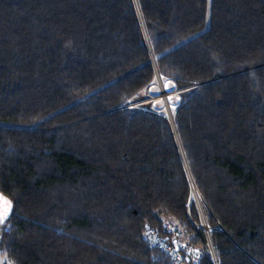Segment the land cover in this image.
Instances as JSON below:
<instances>
[{
	"label": "trees",
	"instance_id": "1",
	"mask_svg": "<svg viewBox=\"0 0 264 264\" xmlns=\"http://www.w3.org/2000/svg\"><path fill=\"white\" fill-rule=\"evenodd\" d=\"M0 195L7 263L264 264V0H0Z\"/></svg>",
	"mask_w": 264,
	"mask_h": 264
},
{
	"label": "rangeland",
	"instance_id": "2",
	"mask_svg": "<svg viewBox=\"0 0 264 264\" xmlns=\"http://www.w3.org/2000/svg\"><path fill=\"white\" fill-rule=\"evenodd\" d=\"M166 84H167L166 81H163L161 77H159V79L156 77L153 84L149 87L148 94L146 93V97H145V99H143L142 102H148L149 101V102H152L155 104V102H157L159 100L160 103L162 104V106L165 107L166 112H167V106H169V108L171 110V103L169 101V97L171 95L175 94L176 91L174 89L168 90ZM162 92H165L166 94L162 95ZM171 112H172V110H171ZM5 201H6V199L4 197L3 198L0 197V204H2V207L0 209V225L2 224V222L4 220L2 215H5V212H8V210H9V206H8L9 202H8V204H6ZM202 226H203L204 230L206 232H208V228H207L206 224L203 223ZM208 247L210 248V246H208ZM211 249H213V248H211ZM215 262H216V260H215ZM6 263H7V259H6L5 255L0 254V264H6Z\"/></svg>",
	"mask_w": 264,
	"mask_h": 264
},
{
	"label": "built area",
	"instance_id": "3",
	"mask_svg": "<svg viewBox=\"0 0 264 264\" xmlns=\"http://www.w3.org/2000/svg\"><path fill=\"white\" fill-rule=\"evenodd\" d=\"M196 200H198L196 198ZM199 204V202H198ZM167 228H169V230L172 231L173 235H171L169 238L168 237H161V236H158L155 231H153L152 229H148L147 230V237L151 240H153L154 242L157 243V245L159 247H161L162 250L168 252L170 254V261H171V264H186L184 261H182L181 259V256L177 253V247L180 246L181 244V239H180V233L178 231V228L174 225H167ZM208 233V232H207ZM208 246H210V248L207 246L208 248V253L210 254V256H212L213 260L217 262V259L214 255V252H213V246H212V243L210 241V238H209V235H208ZM188 252V251H187ZM196 259V257H195ZM6 264H14L12 262H8Z\"/></svg>",
	"mask_w": 264,
	"mask_h": 264
},
{
	"label": "water",
	"instance_id": "4",
	"mask_svg": "<svg viewBox=\"0 0 264 264\" xmlns=\"http://www.w3.org/2000/svg\"><path fill=\"white\" fill-rule=\"evenodd\" d=\"M156 77L159 79V72L156 70ZM166 93L165 92H162V95H165ZM167 114H168V116H169V118H170V120L172 121V118H173V116H172V112H171V110H170V108H169V106H167Z\"/></svg>",
	"mask_w": 264,
	"mask_h": 264
},
{
	"label": "crops",
	"instance_id": "5",
	"mask_svg": "<svg viewBox=\"0 0 264 264\" xmlns=\"http://www.w3.org/2000/svg\"><path fill=\"white\" fill-rule=\"evenodd\" d=\"M0 197L3 198L1 195H0ZM5 202H6V204H8L7 200ZM1 207H2V204H0V209H1ZM5 214H6V212H5ZM2 217H4V215H2Z\"/></svg>",
	"mask_w": 264,
	"mask_h": 264
}]
</instances>
